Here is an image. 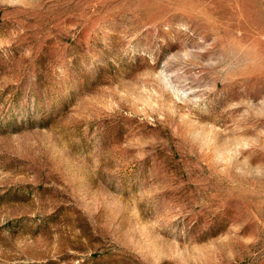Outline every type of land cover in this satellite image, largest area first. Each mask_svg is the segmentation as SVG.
<instances>
[{
    "label": "rangeland",
    "instance_id": "rangeland-1",
    "mask_svg": "<svg viewBox=\"0 0 264 264\" xmlns=\"http://www.w3.org/2000/svg\"><path fill=\"white\" fill-rule=\"evenodd\" d=\"M0 264H264V0H0Z\"/></svg>",
    "mask_w": 264,
    "mask_h": 264
}]
</instances>
